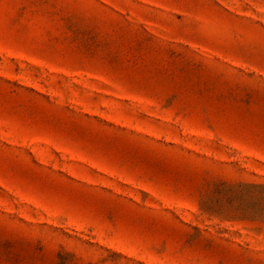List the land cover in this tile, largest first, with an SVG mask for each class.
<instances>
[{"label":"rangeland","instance_id":"obj_1","mask_svg":"<svg viewBox=\"0 0 264 264\" xmlns=\"http://www.w3.org/2000/svg\"><path fill=\"white\" fill-rule=\"evenodd\" d=\"M0 264H264V0H0Z\"/></svg>","mask_w":264,"mask_h":264}]
</instances>
